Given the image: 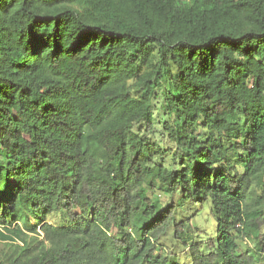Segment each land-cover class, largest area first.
Masks as SVG:
<instances>
[{
  "label": "trees",
  "instance_id": "16d2710c",
  "mask_svg": "<svg viewBox=\"0 0 264 264\" xmlns=\"http://www.w3.org/2000/svg\"><path fill=\"white\" fill-rule=\"evenodd\" d=\"M263 228L264 0H0V264H257Z\"/></svg>",
  "mask_w": 264,
  "mask_h": 264
},
{
  "label": "rangeland",
  "instance_id": "374dc122",
  "mask_svg": "<svg viewBox=\"0 0 264 264\" xmlns=\"http://www.w3.org/2000/svg\"><path fill=\"white\" fill-rule=\"evenodd\" d=\"M148 68V65L142 63L141 65V73L146 71ZM132 83V82H131ZM138 90L134 89L133 94L135 96L138 95ZM154 107V123L155 128L154 129H146V125L144 124H137L135 126V131L139 132L143 137L148 138L151 142H158L162 148L165 150L169 148H173L174 145L167 139L166 135L163 134L162 131V111L160 110V103H155ZM142 126V127H141ZM156 161L162 162L165 164H170V156L167 154L164 159H159V157L156 158ZM262 193V188L254 187L253 192L250 194L249 199L247 200L248 203H250V207H253V202L256 199L258 195ZM150 194L153 196L155 200L158 202H161L162 204L166 205L168 203V197L166 194L162 191H154L150 192ZM195 213L197 218V224L199 227V233L197 236L200 237V239H206L208 236H215L216 235V218L215 215L211 212V209L208 208V206L202 208L200 205H193L191 214ZM47 221L55 224V225H63L66 222L64 221V218L60 216L59 214L55 212H49L46 217ZM32 222L36 223L35 220H32ZM262 232H264V228L261 229ZM258 232H254L252 236L245 242H241V247L244 250H250V249H256V241L255 238L257 236ZM18 242V241H17ZM16 242V243H17ZM19 243V242H18ZM164 243H169L167 240L164 241ZM168 246L167 244L165 245ZM15 249L12 247V244L6 241L0 240V260L4 259L7 254L11 250ZM204 249L206 250V246H204ZM173 252H176L175 259L178 264H188L189 259L187 252L182 250L179 247H173ZM257 264H264V257L260 258L258 260Z\"/></svg>",
  "mask_w": 264,
  "mask_h": 264
}]
</instances>
